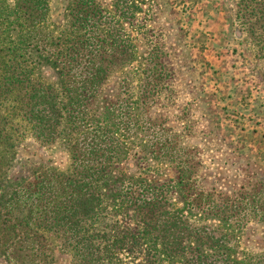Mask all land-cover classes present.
<instances>
[{"label": "trees", "instance_id": "obj_1", "mask_svg": "<svg viewBox=\"0 0 264 264\" xmlns=\"http://www.w3.org/2000/svg\"><path fill=\"white\" fill-rule=\"evenodd\" d=\"M50 2L0 0V264H262L240 237L264 226V179L204 184L166 124L174 72L156 36L140 39V1L68 0L55 27ZM235 7L264 60V0ZM27 138L65 166L12 177Z\"/></svg>", "mask_w": 264, "mask_h": 264}, {"label": "rangeland", "instance_id": "obj_2", "mask_svg": "<svg viewBox=\"0 0 264 264\" xmlns=\"http://www.w3.org/2000/svg\"><path fill=\"white\" fill-rule=\"evenodd\" d=\"M67 1L51 0L49 18L54 27L61 23ZM139 1L138 16L150 29L140 39L148 42L156 36L174 72L166 124L192 148L204 184L229 193L250 175L264 179V60L254 55L236 24L238 0ZM47 158L65 166L62 153L48 155L27 138L10 174L18 175L20 166ZM128 167L133 169L131 163ZM240 249L264 252V226L247 223ZM66 261L65 255L57 256L52 264Z\"/></svg>", "mask_w": 264, "mask_h": 264}]
</instances>
